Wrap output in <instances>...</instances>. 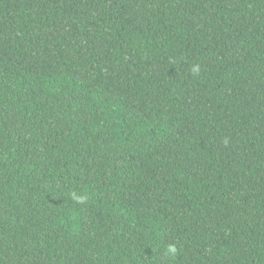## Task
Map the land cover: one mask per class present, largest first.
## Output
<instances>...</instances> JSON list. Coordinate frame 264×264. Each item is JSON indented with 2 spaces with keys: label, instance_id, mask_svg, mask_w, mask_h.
Returning <instances> with one entry per match:
<instances>
[{
  "label": "trees",
  "instance_id": "1",
  "mask_svg": "<svg viewBox=\"0 0 264 264\" xmlns=\"http://www.w3.org/2000/svg\"><path fill=\"white\" fill-rule=\"evenodd\" d=\"M0 264H264V0H0Z\"/></svg>",
  "mask_w": 264,
  "mask_h": 264
},
{
  "label": "clouds",
  "instance_id": "2",
  "mask_svg": "<svg viewBox=\"0 0 264 264\" xmlns=\"http://www.w3.org/2000/svg\"><path fill=\"white\" fill-rule=\"evenodd\" d=\"M191 71H192V73L198 75L200 72L199 65H195V64L192 65ZM68 195L73 201L80 203V204L86 203L89 199L86 191L82 192V193H78L77 191L72 190L68 193ZM163 253L165 256L175 259L176 255H177V248L174 244H171V243L166 244L163 248Z\"/></svg>",
  "mask_w": 264,
  "mask_h": 264
}]
</instances>
